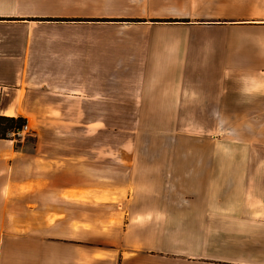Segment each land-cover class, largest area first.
<instances>
[{"label":"crops","instance_id":"obj_1","mask_svg":"<svg viewBox=\"0 0 264 264\" xmlns=\"http://www.w3.org/2000/svg\"><path fill=\"white\" fill-rule=\"evenodd\" d=\"M177 5L0 0V115L25 118L39 136L38 154L26 133L0 139V264H264V41L257 49L253 42L245 62L232 37L212 45L178 35L176 26L200 19L161 18ZM220 19L233 28L264 23V13ZM200 60L209 67L199 94H186L187 64ZM147 118L198 122L176 143L184 158L168 164V221L158 219L156 204L150 222L112 232L105 216L94 221L89 209L70 207L106 196L108 207L124 208L132 194L129 158L117 155L123 144L107 140L109 130L94 139L110 119ZM80 182L104 185L89 190Z\"/></svg>","mask_w":264,"mask_h":264},{"label":"rangeland","instance_id":"obj_2","mask_svg":"<svg viewBox=\"0 0 264 264\" xmlns=\"http://www.w3.org/2000/svg\"><path fill=\"white\" fill-rule=\"evenodd\" d=\"M229 2L232 0H224L222 6L216 4H191L187 5L183 0H179L181 6H175L177 13L175 15L169 14L167 10L161 14L163 17H175V18H191L200 19L195 21H189L182 23V25L176 26L174 29L181 33V36H192L193 40H207L212 45H217L221 41L227 40V37H232L238 41L240 54L239 57L243 61H247L251 54L247 53L253 48V42H256L257 46L262 45L260 42L264 41V23L260 22H237L233 28L229 27V22L220 21L222 17H252L258 13H264V6L258 3L248 4V0H237L234 7L230 6ZM190 22H195L191 24ZM231 30L230 33L226 31ZM224 36V37H223ZM177 38V37H176ZM181 42V48L184 40ZM252 42V44H251ZM252 45V48H249ZM168 46V45H167ZM189 47V46H188ZM186 49V47L184 48ZM192 49V47H191ZM200 60L198 63L190 66L187 64L184 76L182 77L183 89L187 90L186 94L191 92L193 95L199 94L200 79L205 77V70L209 67L208 63L205 68ZM97 122L99 119H96ZM84 122H88L85 120ZM89 122H92L90 120ZM197 119H172V118H147V119H110L111 128L101 127L98 133V138H95L96 143L103 141V131L109 130V137L107 140H111V143L123 144L122 149L124 153L117 154L119 158L125 157L127 154L128 160V182L127 187L131 199L125 204L124 208L120 207L111 208L106 204H111L110 199L106 196H98V199H94L93 196L81 197L83 205L76 207L71 206L70 209H89L88 218H93L94 221H105L102 217L107 218L108 226L112 227V232H123V226L130 223V226L136 222H150L152 218V212H157L155 206L161 207L160 214L157 215L158 219L163 223L168 221L169 209L167 206H163V195L167 192V183L170 179L168 174V164L170 159H175L176 155L180 159L184 158L183 150L177 148L176 143H182L185 140L184 129H190L191 126L197 125ZM234 123L229 124L226 127H233ZM259 124L264 125V120H259ZM31 127V125L29 126ZM98 127V125H96ZM98 130V128H96ZM176 131L178 133L176 134ZM97 133L94 134L96 136ZM92 135H90L91 137ZM23 136H17L18 139H22ZM92 139V138H91ZM24 140L32 142L34 153L38 154L37 142L39 140L38 133L34 130L28 132ZM190 141V139H187ZM15 141V140H14ZM114 158H117L114 156ZM36 163H34L35 165ZM78 182V181H76ZM59 183H57L58 186ZM66 184V183H65ZM80 186L88 187L89 190H98L104 183H92V182H80L77 183ZM109 184V183H108ZM107 184V185H108ZM115 183H113L114 185ZM91 188V189H90ZM103 191V190H102ZM101 191V193H102ZM155 195H159V200L155 203ZM75 200V199H74ZM112 200H116L113 198ZM101 203L105 207L94 209V204ZM105 209L106 213L100 211ZM178 212H182L179 210ZM138 222V223H139ZM161 223V227H163ZM162 256H167V246H162ZM174 249V247H172ZM179 254H182L183 247L177 246ZM208 251L214 252V248L209 247ZM162 262V260H161Z\"/></svg>","mask_w":264,"mask_h":264},{"label":"trees","instance_id":"obj_3","mask_svg":"<svg viewBox=\"0 0 264 264\" xmlns=\"http://www.w3.org/2000/svg\"><path fill=\"white\" fill-rule=\"evenodd\" d=\"M45 21L67 22V21H73V20H68V19L52 20V19H48ZM95 21H110V20H95ZM113 21H122V20H113ZM127 21H135V20H127ZM170 22H173V21H170ZM186 22H188V21H186ZM26 123H27V120L21 116L9 117V116L0 115V139H2V140H15V141L22 140V139L17 138V136H19L17 132L21 131L23 126L26 125ZM27 134L28 133H26V135Z\"/></svg>","mask_w":264,"mask_h":264},{"label":"built area","instance_id":"obj_4","mask_svg":"<svg viewBox=\"0 0 264 264\" xmlns=\"http://www.w3.org/2000/svg\"><path fill=\"white\" fill-rule=\"evenodd\" d=\"M29 132V125L28 123H26V125L23 126L22 130L21 131H18V135L22 136L24 133H27Z\"/></svg>","mask_w":264,"mask_h":264}]
</instances>
